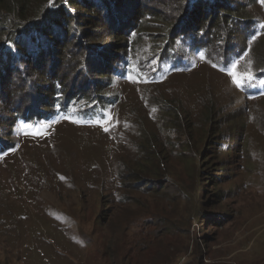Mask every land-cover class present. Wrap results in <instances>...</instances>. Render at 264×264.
Listing matches in <instances>:
<instances>
[{"label":"rangeland","instance_id":"rangeland-1","mask_svg":"<svg viewBox=\"0 0 264 264\" xmlns=\"http://www.w3.org/2000/svg\"><path fill=\"white\" fill-rule=\"evenodd\" d=\"M136 4L119 2L107 16L105 7L100 15L88 12L101 45L90 62L96 65L95 75L65 77L69 63L64 51L55 56L51 70L72 85L96 81L97 89L116 70L110 90L120 94L118 103L95 122L81 117V106L48 119L36 118L33 110L34 118L22 119L11 132L14 147L0 150V264H173L192 252L196 257L188 264L199 258L203 264L204 259L264 264V97L245 99L239 87L245 67L264 54V30L256 37V51L247 48L230 67L214 66L199 52L175 68L150 62L144 51L129 47L116 57L124 45L117 36L132 25ZM246 8L264 24V9ZM47 62L51 72L50 58ZM47 87L36 89L43 97L39 104L45 102L42 90ZM171 104L180 113L181 132L164 119L169 115L163 105ZM238 115L245 126L242 155V145L232 140ZM9 120L6 111L0 112L2 128H8ZM217 121L232 126L227 132L231 139L219 151L218 163L209 165L214 141L208 143L207 137ZM144 129L156 134L150 144ZM186 141L196 144V161L180 157ZM140 143L159 149L161 173L153 183L157 189L143 197L140 187L135 191L132 181L121 177L123 162L130 171L142 161ZM198 178L195 184L192 179ZM224 189L230 192L223 196ZM154 190L160 197L152 196ZM155 206L159 209L145 217ZM203 216L215 224L203 230ZM143 227L161 235L151 254L141 242ZM202 235L207 238L198 242V255L195 243Z\"/></svg>","mask_w":264,"mask_h":264},{"label":"trees","instance_id":"trees-1","mask_svg":"<svg viewBox=\"0 0 264 264\" xmlns=\"http://www.w3.org/2000/svg\"><path fill=\"white\" fill-rule=\"evenodd\" d=\"M122 1L125 0H0V112L6 111L10 117L7 129L0 126V150L14 147L11 132L22 119H33L30 116L33 110L36 118L48 119L50 115L58 113L72 114L73 109L81 106L84 107L81 117L95 122L98 116L106 115L107 110L118 103L120 94L110 90L117 75L116 70L111 72L110 77L98 89L96 81L72 85L70 80L57 76L51 70L57 62L56 57L64 51L62 56L69 63L65 77L72 74L83 77L95 75L96 65L90 62L94 61L96 50L101 45L96 42L95 29L90 22L92 16L88 12L100 15L105 7L103 13L107 16ZM134 1L135 4L140 2ZM156 1L160 3L158 10L155 9L158 4L153 0L136 4L137 11L132 25L117 36L124 45L114 54L116 57L122 48L129 47L144 51L150 62H156L157 65L166 63L175 68L187 65L190 56L199 52L214 66L230 67L241 58L247 48L252 54L257 49L255 46L259 38L256 37L264 30V24L259 19L252 18L246 7L253 9L260 6L264 9V0H245V3L239 0ZM175 16L177 19H174ZM263 35L264 33L260 39H263ZM49 58L48 70L51 72L46 69ZM119 62L123 63L124 59L121 58ZM42 84H47L48 87L42 90L46 96L45 102L39 104L43 97L36 94V89ZM69 85H72L71 88ZM239 87L245 99L264 97V54L254 57L249 67H245L239 76ZM5 98L10 100L6 102ZM163 111L169 115V118L164 116L169 126L176 132H181L182 122L177 107L173 104L163 105ZM68 117L70 116L67 115ZM221 125V122H215L213 133L207 137L208 143L211 139L214 141L212 162L209 165L218 163L219 151H225L231 139L227 132L232 126ZM234 129L236 136L232 140L242 145V155L245 126L239 115ZM142 131L148 144L154 141L155 133L145 129ZM183 135L187 136L186 133ZM181 145L185 151L180 153V157L190 161L195 158L196 161V144L186 141ZM137 148L138 159L142 161L130 171L126 170V162H123L121 177L131 180L135 191L138 192L140 187L143 192L139 193L143 197L142 194L148 189H157L153 183L160 180L161 176L158 172L159 149L153 144L147 146L142 143ZM192 180L195 184L201 181L199 178ZM229 192L230 190L224 189L223 196ZM152 196L160 197L159 191L154 190ZM214 196L218 194L215 193ZM158 209L155 206L146 212L145 217ZM102 214L105 215L106 212ZM226 214L231 217L229 210ZM201 220L203 230L215 224L211 216H203ZM146 227H143L141 242L145 244L144 250L151 254L152 245L161 235L146 230ZM205 238L207 237L202 235L196 239L195 252L198 255L201 252L198 242L205 241ZM192 255L194 259L195 253L192 252ZM201 259L197 264H203Z\"/></svg>","mask_w":264,"mask_h":264},{"label":"built area","instance_id":"built-area-1","mask_svg":"<svg viewBox=\"0 0 264 264\" xmlns=\"http://www.w3.org/2000/svg\"><path fill=\"white\" fill-rule=\"evenodd\" d=\"M190 258H191V256H187V255L183 254L182 256H179L173 264H188V262L190 261ZM204 262L206 264H211L210 259H204ZM229 264H234V263H229Z\"/></svg>","mask_w":264,"mask_h":264},{"label":"crops","instance_id":"crops-1","mask_svg":"<svg viewBox=\"0 0 264 264\" xmlns=\"http://www.w3.org/2000/svg\"><path fill=\"white\" fill-rule=\"evenodd\" d=\"M247 257H249V258H251V259H261V257H258V258L250 257V256H247ZM252 261H253V260H252Z\"/></svg>","mask_w":264,"mask_h":264}]
</instances>
